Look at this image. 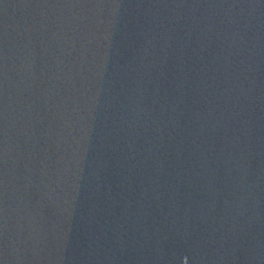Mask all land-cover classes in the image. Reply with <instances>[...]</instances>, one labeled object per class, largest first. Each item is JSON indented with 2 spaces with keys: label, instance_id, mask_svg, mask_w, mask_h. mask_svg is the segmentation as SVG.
I'll return each instance as SVG.
<instances>
[{
  "label": "water",
  "instance_id": "95a60500",
  "mask_svg": "<svg viewBox=\"0 0 264 264\" xmlns=\"http://www.w3.org/2000/svg\"><path fill=\"white\" fill-rule=\"evenodd\" d=\"M0 264H264V0H0Z\"/></svg>",
  "mask_w": 264,
  "mask_h": 264
}]
</instances>
